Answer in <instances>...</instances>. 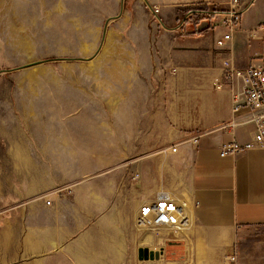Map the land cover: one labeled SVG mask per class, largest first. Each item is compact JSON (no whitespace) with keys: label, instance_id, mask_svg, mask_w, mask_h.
Masks as SVG:
<instances>
[{"label":"rangeland","instance_id":"rangeland-1","mask_svg":"<svg viewBox=\"0 0 264 264\" xmlns=\"http://www.w3.org/2000/svg\"><path fill=\"white\" fill-rule=\"evenodd\" d=\"M227 10L0 0V264H264V227L231 245L196 232L182 155L202 132L187 34ZM158 192L187 202L189 226L141 224Z\"/></svg>","mask_w":264,"mask_h":264},{"label":"crops","instance_id":"crops-1","mask_svg":"<svg viewBox=\"0 0 264 264\" xmlns=\"http://www.w3.org/2000/svg\"><path fill=\"white\" fill-rule=\"evenodd\" d=\"M188 3L226 6L215 19L220 24L194 35L203 50L200 64L199 143L183 142L182 155L189 173L190 196L196 232L220 245H231L247 228L264 227V150L222 157L223 146L247 142L255 131L249 111L235 113L232 97L242 91L241 81L224 79L225 62L236 69H247L262 61L264 44L250 40L248 32L264 25V0H242L238 30L225 48L216 40L228 32L230 0H184ZM192 40V39H190ZM196 40V39H194ZM201 50V52H202Z\"/></svg>","mask_w":264,"mask_h":264},{"label":"built area","instance_id":"built-area-1","mask_svg":"<svg viewBox=\"0 0 264 264\" xmlns=\"http://www.w3.org/2000/svg\"><path fill=\"white\" fill-rule=\"evenodd\" d=\"M229 15L231 17L228 32L216 40L219 48H225L232 40L233 32L238 30L240 14L243 12V4L240 0L229 1ZM248 38L253 41H261L264 44V25H259L250 30ZM224 79L228 81H241L242 91L232 97L233 111L241 113L249 111V121L254 124L255 131L251 138L240 143L233 141L222 148L221 156H236L246 154L252 150H264V53L262 61L247 69L233 68L229 61L225 62ZM195 143H199L196 137ZM177 152V149H174ZM186 201H181L171 193L158 192L154 199L141 205L139 220L149 223L154 227H171L182 230L185 220L182 219ZM235 259L232 258V261Z\"/></svg>","mask_w":264,"mask_h":264},{"label":"water","instance_id":"water-1","mask_svg":"<svg viewBox=\"0 0 264 264\" xmlns=\"http://www.w3.org/2000/svg\"><path fill=\"white\" fill-rule=\"evenodd\" d=\"M210 28V22L209 20H204L200 25H198L197 29L189 30L188 33H199V32H204ZM148 253V250H147ZM151 256L153 259H160V253L159 252H151Z\"/></svg>","mask_w":264,"mask_h":264},{"label":"bare ground","instance_id":"bare-ground-1","mask_svg":"<svg viewBox=\"0 0 264 264\" xmlns=\"http://www.w3.org/2000/svg\"><path fill=\"white\" fill-rule=\"evenodd\" d=\"M188 210V209H187ZM186 212V211H185ZM187 215V214H186ZM182 219H184L185 220V226H184V228L185 227H187V226H189V224H190V219H188V217H185L184 215L182 216ZM183 229V228H182ZM176 233H180V232H176Z\"/></svg>","mask_w":264,"mask_h":264}]
</instances>
